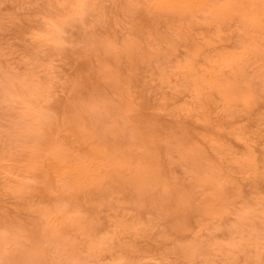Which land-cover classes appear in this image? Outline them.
Here are the masks:
<instances>
[{"label": "rangeland", "instance_id": "rangeland-1", "mask_svg": "<svg viewBox=\"0 0 264 264\" xmlns=\"http://www.w3.org/2000/svg\"><path fill=\"white\" fill-rule=\"evenodd\" d=\"M139 1L93 0L79 15L80 0H0V235L18 241L0 249V264H21L11 255L31 243L33 232L43 233V210L54 200L46 193L42 169L29 165L34 136L20 127L28 102L13 95L32 87L39 90L33 96L37 110L52 120L65 145L83 147L67 123L74 115L84 133L137 152L135 117L147 116L158 128L153 141L161 150L160 183L138 192L122 189L123 181L112 177L102 194L78 205L87 231L69 235L76 264H264V59L251 57L240 80L251 89V102L227 105L213 91L205 114L180 66L196 48L200 69L241 55L240 22L228 21L218 30L200 19L187 24L183 34L176 30L181 22L152 32L153 16L145 0ZM60 21L59 39L48 38ZM132 39L138 42L134 58L128 56ZM102 60L116 65L123 96L103 76ZM222 68L232 74L229 64ZM95 90L100 100L94 108L66 110ZM126 103L135 116L124 120L107 112ZM187 134L201 149L206 168L218 172L226 198L214 211L215 205L207 207L209 184L196 178L178 147ZM135 175L129 171L125 177ZM178 199L186 221L182 228L174 225L170 210ZM70 262L51 251L45 264Z\"/></svg>", "mask_w": 264, "mask_h": 264}, {"label": "bare ground", "instance_id": "bare-ground-1", "mask_svg": "<svg viewBox=\"0 0 264 264\" xmlns=\"http://www.w3.org/2000/svg\"><path fill=\"white\" fill-rule=\"evenodd\" d=\"M117 4V0H113ZM128 5L140 3L139 0H128ZM93 0H80L76 6V12L83 15L86 8L92 6ZM80 6H82L80 8ZM126 8L125 5H122ZM80 8V9H79ZM147 13L152 14L151 31L157 32L161 25L181 22L177 25V32H184L187 24L199 22L200 19L215 23L218 30L231 20H238L241 29L245 32L243 53L239 56L224 57L222 61L214 63L208 69H200L195 62V57L200 53L196 48L195 55L180 66L186 76L188 87L198 98L201 108L207 113L208 97L217 91L227 105L235 101L249 103L252 100V91L249 87H242L240 80L245 77V67L250 63L251 57L264 59V0H145ZM63 28V22L54 23L47 37L52 40L59 39V32ZM180 29V30H179ZM261 33L260 36H257ZM138 42L131 40L128 47H132L128 53L134 58ZM117 61V57H114ZM231 66L232 74L226 75L222 64ZM100 69L103 76L111 83L115 92L124 95L125 88L121 86V77L116 65H110L105 60L100 61ZM29 90L20 89L13 95L18 99H25L24 113L21 115V128H25L31 136L29 146L31 154L29 165L42 169V178L46 182V193L54 195L53 205L43 210L46 218L42 232L35 231L30 235L31 243L22 244L11 255V258L21 264H45L51 251H57L65 259H70L71 264H76L75 241L69 238L72 232L85 233L87 231L86 221L78 205L91 201L108 188L109 178H120L121 188L131 187L135 191L142 192L153 184H159L163 178L157 169L160 161V148L155 145L153 138L158 135V128L150 123L147 116H141L138 122L135 138L141 152L123 148L121 143L116 146H108L94 133H84L79 124V116L74 115L67 121L71 124L74 134L82 142L83 147H76L65 141L54 126L52 120L46 119L36 108L33 96L39 93L38 88ZM120 95V96H121ZM98 92L86 99L69 104L66 110L89 111L94 108L93 103L99 102ZM93 106V107H92ZM107 112L127 120L135 116L132 106L128 103L113 107L109 106ZM129 114V115H128ZM181 155L185 160L193 164L194 173L200 182L209 184L212 197H207L210 204L215 205L213 211L221 207L226 195L220 187L218 172L204 165L201 149L187 134L179 141ZM221 149V145L218 147ZM133 158L136 163L134 164ZM147 159V160H146ZM129 171H135V178L131 180L125 177ZM188 198L186 194H184ZM166 194H162L164 199ZM98 200V199H97ZM179 199L171 207L173 222L177 228L185 226V216L181 213L182 205ZM186 204V203H185ZM184 204V205H185ZM221 205V206H219ZM12 241V242H11ZM18 241L0 235V249ZM78 261V260H77Z\"/></svg>", "mask_w": 264, "mask_h": 264}]
</instances>
